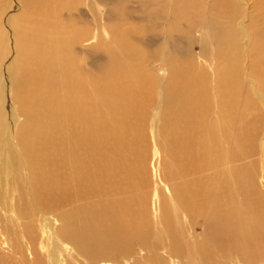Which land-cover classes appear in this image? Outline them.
Listing matches in <instances>:
<instances>
[{"label": "bare ground", "instance_id": "obj_1", "mask_svg": "<svg viewBox=\"0 0 264 264\" xmlns=\"http://www.w3.org/2000/svg\"><path fill=\"white\" fill-rule=\"evenodd\" d=\"M201 1L163 4L184 49L158 99L114 7L101 41L94 0H0V264H112L136 244L143 264H264V0ZM150 108L167 156L152 212Z\"/></svg>", "mask_w": 264, "mask_h": 264}, {"label": "rangeland", "instance_id": "obj_2", "mask_svg": "<svg viewBox=\"0 0 264 264\" xmlns=\"http://www.w3.org/2000/svg\"><path fill=\"white\" fill-rule=\"evenodd\" d=\"M95 5L99 11V39L101 41L108 40V33L103 29L104 24V10L108 6L114 7V12L109 19V23L112 25L114 34L116 35V40L120 37H129L130 43L136 46L139 52L143 56V71L149 73L153 78L157 79V91L156 97L160 99L162 97L160 88L164 86L165 88L170 87V89H175L177 85L169 84L167 82L168 77V66L164 63V58L168 56L169 53L173 54V49L176 48V43L178 38H176L178 32L174 31L168 25L167 15L163 14V4L170 3L172 0H126L124 5L120 3L119 0H94ZM208 0H202L200 6H205ZM247 5L246 8L251 4V0H245ZM171 6V5H170ZM169 6V7H170ZM207 6H205L206 8ZM204 8V7H203ZM185 40V39H184ZM183 40V42H184ZM196 45V44H195ZM193 45L195 51L198 50L197 46ZM181 46V45H180ZM177 46L175 49V56L179 57L183 55V49ZM174 47V48H173ZM207 49L209 47L207 46ZM172 51V52H171ZM104 51H98L95 54V63L97 67L101 69L103 63H107ZM85 55V54H84ZM86 56V57H85ZM85 60H90V54L85 55ZM163 58V59H162ZM108 72V71H107ZM144 91V89H143ZM260 108V114L257 116L259 118V123L264 127V107L262 103H258ZM158 109V108H157ZM157 109L150 108L147 111H143L144 116V126L143 131L145 132L143 142L140 144L143 147L142 164L145 170L143 177L146 178L147 184L142 188V193L147 198L149 208L155 211V204L153 203V191L156 186L161 187L163 184L160 182L162 174V165L166 161L167 156L160 149L157 142L158 125L156 123ZM259 111V110H258ZM264 133V132H263ZM260 145V144H259ZM172 167V166H168ZM261 161H258L255 166V185L257 191L261 194V201L263 206L264 215V173L261 170ZM262 172V173H261ZM202 231L198 230L196 235L201 237ZM137 244L133 247L130 255L118 256L112 264H131L136 261L138 264H143V255L145 251L139 250ZM127 256V257H125ZM183 256V253L182 255ZM123 257V258H122ZM134 260V261H133ZM185 257H182V262L185 264ZM214 264H248L246 260L241 257H219L215 256L213 258ZM83 260L79 261V264H83ZM249 264H258L257 260L249 261ZM262 263V262H261ZM136 264V263H135Z\"/></svg>", "mask_w": 264, "mask_h": 264}]
</instances>
